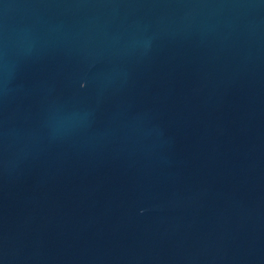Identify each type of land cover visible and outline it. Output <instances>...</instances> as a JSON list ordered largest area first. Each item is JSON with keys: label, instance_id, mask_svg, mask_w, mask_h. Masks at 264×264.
Here are the masks:
<instances>
[{"label": "water", "instance_id": "water-1", "mask_svg": "<svg viewBox=\"0 0 264 264\" xmlns=\"http://www.w3.org/2000/svg\"><path fill=\"white\" fill-rule=\"evenodd\" d=\"M0 264H264V0H0Z\"/></svg>", "mask_w": 264, "mask_h": 264}]
</instances>
